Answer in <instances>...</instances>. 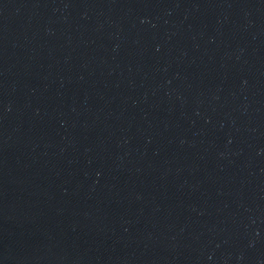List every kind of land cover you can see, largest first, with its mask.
<instances>
[{
	"label": "water",
	"instance_id": "water-1",
	"mask_svg": "<svg viewBox=\"0 0 264 264\" xmlns=\"http://www.w3.org/2000/svg\"><path fill=\"white\" fill-rule=\"evenodd\" d=\"M0 264H264V0H0Z\"/></svg>",
	"mask_w": 264,
	"mask_h": 264
}]
</instances>
